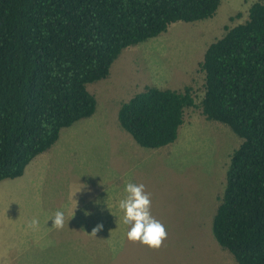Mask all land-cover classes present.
Instances as JSON below:
<instances>
[{"label": "trees", "instance_id": "obj_1", "mask_svg": "<svg viewBox=\"0 0 264 264\" xmlns=\"http://www.w3.org/2000/svg\"><path fill=\"white\" fill-rule=\"evenodd\" d=\"M221 0H0V181L20 177L63 128L92 116L87 84L106 78L121 51L176 22L213 17ZM198 103L190 85L145 86L117 120L137 144L174 142L185 111L226 124L242 139L225 172L211 222L237 264H264V2L212 41L199 62Z\"/></svg>", "mask_w": 264, "mask_h": 264}, {"label": "rangeland", "instance_id": "obj_2", "mask_svg": "<svg viewBox=\"0 0 264 264\" xmlns=\"http://www.w3.org/2000/svg\"><path fill=\"white\" fill-rule=\"evenodd\" d=\"M257 1L264 2L221 0L211 18L173 23L166 32L124 48L106 78L87 84L96 98L95 113L63 130V138L68 140H62L64 149L53 163L51 159L46 161L41 174L45 180L38 189L42 191L46 181L45 194L67 189L72 196L77 194V205L64 214L67 220H77L78 226L50 227L49 218L55 212L50 211L52 205L34 199L35 187L23 189L26 209L19 213H14L11 204L6 206L5 193H1L0 213L17 221V231L27 233L19 242L20 250L28 247L23 256H29L19 262L237 264L215 240L211 222L223 193L230 155L242 139L226 124L207 120L198 107H191L185 111L174 142L147 148L137 144L120 126L117 111L122 102L145 86L182 89L190 85L198 103L204 83L199 62L206 47L221 37L226 27L246 20L249 7ZM82 125L89 126L80 128ZM60 162L70 170L49 169L51 163L57 166ZM52 174L57 178L46 180ZM6 180L10 179L3 181ZM129 181L145 185L151 196V213L166 228L167 239L158 249L126 239L127 228L121 222L118 204ZM33 219L39 221L35 227L30 226ZM89 220L94 221L83 227ZM97 224L103 227L92 234ZM66 253H75L77 259L65 260Z\"/></svg>", "mask_w": 264, "mask_h": 264}, {"label": "crops", "instance_id": "obj_3", "mask_svg": "<svg viewBox=\"0 0 264 264\" xmlns=\"http://www.w3.org/2000/svg\"><path fill=\"white\" fill-rule=\"evenodd\" d=\"M88 126L82 125L80 128H85V127L87 128ZM66 128H69V127H66ZM66 128H63L61 130L58 140L48 150L40 153L39 155H37L34 159L30 161V163L26 166L24 173L20 177L13 178V179L6 178L10 180L3 181L4 180L3 179L0 181V194L3 192L5 193V204L8 207L11 204L12 205L11 207L14 213L15 212L19 213V211L26 209L23 207V205L26 202L27 195L25 194V197L22 198V191L26 186L35 187L36 191L34 193V196H35L34 199H36V201L39 200L41 204L44 203V205H52L50 207V211L52 212H56L57 210H63V211L71 210V209H74L73 207L75 206V204L77 205V198H76L77 194H74V196H72L71 193L69 192V189H67V192L56 191V194H51V193L45 194L46 189H47V185L45 181L42 186V191L41 190L38 191V189L41 186L40 183L43 180H45L41 177V174L44 171L46 161L48 160L50 161L51 159L53 163L54 159H56L57 154L64 149L63 143L67 141L68 138H63L62 133H63V130ZM68 135L71 136V133H68ZM64 139L65 141H62ZM95 139L96 138H94V140ZM52 163L49 168L51 171H53V169L54 170L64 169L65 171L70 170V167L67 166L66 163L60 162L57 164V166L56 164H52ZM58 175H60L59 172H58ZM56 178L57 176L55 174H52V177L46 178V180L53 181ZM10 193H12V197H8ZM64 193L66 194L65 196H63ZM20 194H21V197H20ZM97 196H99V194ZM101 202L104 203L103 200ZM6 209H9V208H6ZM77 211H78V208H77ZM14 218H15V215H14ZM91 221H94V220L86 221L82 224V226L84 227L86 225H89ZM77 223L78 221L75 219H68V220L65 219V226L63 228L76 227L78 226ZM48 224L50 227L56 228L54 225H52L51 219ZM26 234L27 233L26 232L24 233L22 229L20 231H17V221L7 218L6 215L0 213V264H23L22 263L23 259L27 260L29 255L26 254L25 256H23V254L28 247L20 250V242H19L20 240H24L21 237L25 236ZM64 259L65 260H76L77 257L75 253L74 254L66 253L64 255ZM19 260H21L22 262H19Z\"/></svg>", "mask_w": 264, "mask_h": 264}, {"label": "clouds", "instance_id": "obj_4", "mask_svg": "<svg viewBox=\"0 0 264 264\" xmlns=\"http://www.w3.org/2000/svg\"><path fill=\"white\" fill-rule=\"evenodd\" d=\"M123 192L124 196L119 201L118 207L122 213L121 222L127 228L126 239L150 249L160 248L167 239V231L165 226L151 213V196L145 190V185L129 181L124 185ZM85 214L87 215V212ZM49 219L56 228L65 226L63 210H57ZM38 223V220L33 219L30 226L35 227ZM102 227L103 225L97 224L92 234L100 231Z\"/></svg>", "mask_w": 264, "mask_h": 264}]
</instances>
